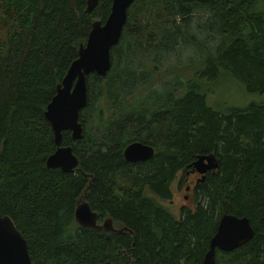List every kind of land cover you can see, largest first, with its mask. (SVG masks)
<instances>
[{"label": "trees", "instance_id": "1", "mask_svg": "<svg viewBox=\"0 0 264 264\" xmlns=\"http://www.w3.org/2000/svg\"><path fill=\"white\" fill-rule=\"evenodd\" d=\"M110 3L86 11V0H0V213L26 239L32 264H198L222 213L246 216L254 234L232 251L215 249V264H264V102L221 110L206 101L221 70L264 93V0H133L108 71L86 77L80 137L61 132L75 169L45 167L56 146L43 111ZM182 45L195 57L163 64ZM130 141L151 145L152 157L126 162ZM208 153L217 169L172 214L160 201ZM80 199L97 221L125 229L78 225Z\"/></svg>", "mask_w": 264, "mask_h": 264}, {"label": "water", "instance_id": "2", "mask_svg": "<svg viewBox=\"0 0 264 264\" xmlns=\"http://www.w3.org/2000/svg\"><path fill=\"white\" fill-rule=\"evenodd\" d=\"M133 0H111L109 12L103 22L94 20L90 24L85 42L79 44L77 56L69 64L65 74L55 87V93L46 104L43 116L50 125L55 149L45 158V167H57L63 172H70L77 165V158L70 145H60L61 132L68 130L71 139L80 137L82 126L78 120L80 111L87 100L86 77L94 73L106 74L110 67V49L120 37L126 19L127 8ZM96 0H86V11H91ZM153 147L140 141L128 142L122 157L126 162H138L151 158ZM191 171L200 174V180L207 170L217 168V161L212 153L197 155L189 164ZM199 180V179H198ZM74 220L78 225L102 228L109 231L124 230L115 228L109 217L97 223V214L90 209L86 201L80 199L74 208ZM254 234L246 216L222 213L216 223L213 234L209 237L207 248L198 264H215V249L232 251L243 245ZM0 264H32L28 253L27 241L15 227L12 219L0 213Z\"/></svg>", "mask_w": 264, "mask_h": 264}, {"label": "rangeland", "instance_id": "3", "mask_svg": "<svg viewBox=\"0 0 264 264\" xmlns=\"http://www.w3.org/2000/svg\"><path fill=\"white\" fill-rule=\"evenodd\" d=\"M205 12L200 11L199 14L193 15L191 18L192 26H194L197 22L201 24L204 20ZM201 35V33H200ZM199 35V36H200ZM214 42V38H211L208 41V45L212 46ZM194 49V47H193ZM195 50V49H194ZM197 52V50H196ZM195 57L192 52V47L190 45H182L176 46L175 50L170 53L169 56L164 58L163 64H178L184 62L189 58ZM134 64L144 63L145 58L141 55H134L133 56ZM157 78L161 76V67L157 70ZM171 75L168 77L163 78V80H170ZM154 82V81H153ZM209 83L206 88V101L207 103L212 106L213 108H219L221 110L229 109V108H244L247 104L251 102H264V93H257V92H248L246 91L245 87L242 83L237 81L235 78L231 77L230 74L226 71H220L217 77L212 82ZM162 86L161 81L154 83L152 85L153 88L159 89ZM175 86V85H174ZM145 86H140V89L144 88ZM185 175L178 173L176 178L171 183V198L170 200H161L160 203L165 205L172 214L177 215L179 209L182 206L192 205V191L185 190V185L193 184L195 179V175L189 176L186 180L184 179ZM185 195V197H184ZM103 219V218H102ZM102 219L99 220L97 223H101Z\"/></svg>", "mask_w": 264, "mask_h": 264}, {"label": "flooded vegetation", "instance_id": "4", "mask_svg": "<svg viewBox=\"0 0 264 264\" xmlns=\"http://www.w3.org/2000/svg\"><path fill=\"white\" fill-rule=\"evenodd\" d=\"M217 169V168H216ZM216 169H213V170H207V171H205V173H204V177L202 178V180L205 178V175L208 173V172H213V171H215ZM184 179H188L189 178V176H191V175H195V179H194V181H193V184L192 185H190V184H187V185H185V190H191L192 191V188L194 187V186H196V184L198 183V181H200V182H202V180H200V174H198V173H196L195 171H191V167L189 166V167H187V169L185 170V172H184ZM199 179V180H198ZM184 197H185V195H184ZM98 222V221H97ZM113 227H115L116 228V226H114L113 225ZM99 229H102V228H99ZM105 230V229H104ZM108 231V230H107Z\"/></svg>", "mask_w": 264, "mask_h": 264}]
</instances>
